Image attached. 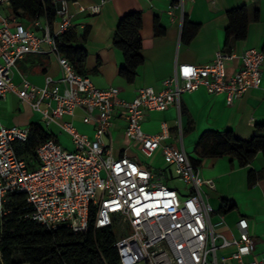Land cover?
<instances>
[{"label":"built area","instance_id":"1","mask_svg":"<svg viewBox=\"0 0 264 264\" xmlns=\"http://www.w3.org/2000/svg\"><path fill=\"white\" fill-rule=\"evenodd\" d=\"M107 1L80 6V11L98 14ZM170 1L184 5L188 0ZM1 6L11 8L12 4L0 0ZM58 13L63 18L61 31L53 34L46 20L43 36L23 24L12 29L9 20L0 15V98L16 93L41 112L46 125H58L75 145L69 151L48 140L37 150L39 167L31 170L15 151V143L29 139L30 127L0 126V214L8 195L18 192L26 195L32 219L49 230L66 225L74 233L87 231L92 210L96 211L97 228L114 227V219H119L132 231L116 241L120 264H264V252L255 253V240L244 230V220L239 221L238 239H227L215 231L211 223L214 209L201 189L203 183L209 187L212 183L202 181L199 168L183 149L165 143L170 137L168 125L163 124L162 131L154 135L142 129L146 113L170 107L181 111L182 96L200 88L211 95H225L227 105L248 89L264 91V51L246 49L239 56L241 67L230 76L225 69V62L233 57L230 53L218 52L203 66L178 64L174 74L163 81V90L143 88L133 101H126L119 97L117 87L97 88L61 54L56 38L71 23L64 3ZM35 27L41 25L36 22ZM45 52L57 58L62 77L57 81L49 78L45 88L25 81L18 89L13 82L17 62L26 54ZM116 108L126 115L130 143L146 157L160 150L186 184V194L167 186L164 172L159 176L136 159L114 156L104 137L110 133ZM77 109L83 111L85 124L95 126L93 139L65 120ZM229 247H234L230 254L218 255L219 249ZM246 256L253 259L245 262Z\"/></svg>","mask_w":264,"mask_h":264},{"label":"crops","instance_id":"2","mask_svg":"<svg viewBox=\"0 0 264 264\" xmlns=\"http://www.w3.org/2000/svg\"><path fill=\"white\" fill-rule=\"evenodd\" d=\"M56 1L64 3L71 27L79 37L86 35L85 43H81L87 50L82 68L84 76L89 77L99 89L117 87L119 97L126 101H133L143 88L163 90V81L174 74L178 64L203 66L211 63L216 53L226 52L233 55L225 62L226 73L230 76L241 67L239 56L246 49L264 51V0H188L184 5L170 0H108L101 12L95 15L80 11V6L97 5L101 0ZM243 7L248 19L246 38L227 40L228 12ZM132 11L142 13L141 36L153 38V41L141 52L144 63L135 81L129 83L120 76L125 60L113 41L120 20ZM20 13V16L14 15L12 6L0 7V15L9 20L12 29L23 24L38 36L44 35L45 17L31 21L23 16V12ZM36 22L41 27H35ZM157 22L165 33L155 37ZM62 24L63 18L59 15L56 22L50 23L51 32L59 33ZM43 48L48 51L49 46L44 44ZM261 72L264 79V66ZM61 77L62 68L49 52L26 54L17 62L13 72V82L18 89L25 81L45 88L49 78L57 81ZM83 115V111L77 109L74 116H67L65 120L93 139L95 126L85 124ZM32 124H40L64 149L75 150L69 135L56 124L46 125L41 112L29 102L23 101L16 93L0 98V126L30 127ZM163 124L168 125L170 132L165 143L183 149L191 162L198 164L202 181L212 183V187L203 183L201 189L203 197L214 209L211 223L215 231L227 239H238L241 232L239 221L244 220V230L255 240V253L264 252V155L258 154L247 166L239 167L229 156H203L198 146L206 131L231 130L238 138L249 140L256 133V126L264 124V91L248 89L232 105H227L225 95H211L200 88L182 96L181 111L170 107L163 112L146 113L142 129L154 135L162 131ZM127 125L125 113L116 108L110 133L104 137L106 145L113 149L115 157L128 156L154 170L142 160L141 156H146L141 150L126 137ZM155 154L163 159L160 150ZM163 172L165 181L170 184L174 179L173 170L169 168ZM168 173L170 179L167 178ZM185 188L178 190L186 194ZM226 204L231 208L221 213L220 209ZM233 250L234 247L219 249L218 255H227ZM252 259L253 256L244 257L245 262Z\"/></svg>","mask_w":264,"mask_h":264},{"label":"trees","instance_id":"3","mask_svg":"<svg viewBox=\"0 0 264 264\" xmlns=\"http://www.w3.org/2000/svg\"><path fill=\"white\" fill-rule=\"evenodd\" d=\"M10 1L16 16L23 12V16L31 21L45 17L51 24L59 19L56 0ZM228 17L227 40H244L248 30L245 8L229 11ZM142 27V13L132 11L122 17L114 36L113 43L125 60L120 76L129 83L135 81L144 63L141 52L153 41V38L141 36ZM164 33L157 22L155 37ZM56 40L61 54L70 60L79 74L84 75L82 68L87 50L81 43H85L86 35L79 37L77 31L69 27ZM30 129L29 139L15 143V151L27 161L31 170H35L39 167L38 148L53 136L40 124H32ZM198 146L203 156H229L239 167H245L258 154L264 155V124L256 126V133L249 140L238 138L231 130L206 131ZM230 208L226 204L220 212L225 213ZM116 241L113 227H96L95 210L90 214L87 231L74 233L66 225L46 229L32 219V208L23 193H10L0 214V264H120Z\"/></svg>","mask_w":264,"mask_h":264},{"label":"rangeland","instance_id":"4","mask_svg":"<svg viewBox=\"0 0 264 264\" xmlns=\"http://www.w3.org/2000/svg\"><path fill=\"white\" fill-rule=\"evenodd\" d=\"M4 12V11H2ZM142 160L149 166H151L155 172L158 173L159 176L162 175L163 170L165 169H169L171 168L173 170L174 173V179H172V181L166 184L169 187L175 188V189H180V190H184V188L186 187V184L184 183L183 180L180 179V177L178 176V174L176 173L175 167L172 165L167 164L164 159L161 158V156H159V154H155L152 157H142ZM167 178L170 179V174H167ZM185 193H187L186 191H184ZM114 233L117 237V239H121L123 238L125 235H129L132 233V231L130 230L129 225H123L119 222V219H114ZM125 234V235H124Z\"/></svg>","mask_w":264,"mask_h":264},{"label":"water","instance_id":"5","mask_svg":"<svg viewBox=\"0 0 264 264\" xmlns=\"http://www.w3.org/2000/svg\"><path fill=\"white\" fill-rule=\"evenodd\" d=\"M57 8L61 9L62 8V3L61 2H57Z\"/></svg>","mask_w":264,"mask_h":264},{"label":"snow or ice","instance_id":"6","mask_svg":"<svg viewBox=\"0 0 264 264\" xmlns=\"http://www.w3.org/2000/svg\"><path fill=\"white\" fill-rule=\"evenodd\" d=\"M185 71L187 72L188 70L186 69Z\"/></svg>","mask_w":264,"mask_h":264}]
</instances>
